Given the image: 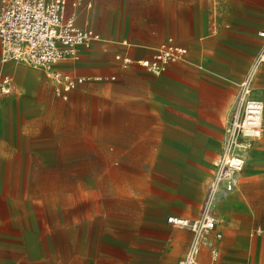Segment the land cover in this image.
I'll return each mask as SVG.
<instances>
[{"label":"crops","instance_id":"1","mask_svg":"<svg viewBox=\"0 0 264 264\" xmlns=\"http://www.w3.org/2000/svg\"><path fill=\"white\" fill-rule=\"evenodd\" d=\"M66 1L99 36L53 67L71 89L0 57V264H181L194 235L167 219L198 218L253 69L264 106V0ZM167 39L187 55L154 76ZM243 156L197 264H264V112Z\"/></svg>","mask_w":264,"mask_h":264},{"label":"built area","instance_id":"2","mask_svg":"<svg viewBox=\"0 0 264 264\" xmlns=\"http://www.w3.org/2000/svg\"><path fill=\"white\" fill-rule=\"evenodd\" d=\"M82 3L83 0H72L71 6L78 8ZM66 5V0H0V57L3 61L44 69L49 79L64 90H69L73 87L72 79L53 67L60 62L77 60L79 49H89L93 42L99 40V36L89 29L77 28L74 15L66 14ZM259 37L263 42L255 65L264 63V32L259 33ZM186 55L184 48L167 39L155 50L151 59L141 60L138 65L159 76L169 64L183 61ZM122 62L128 65L130 60L124 58ZM254 71L238 86L234 107L226 120V140L219 165L206 188L198 218L167 219V223L186 228L194 235L181 264H197V256L217 224L219 196L227 197L235 192L236 176L242 172L245 164L243 153L262 138L264 106L251 82ZM0 91L9 93L10 79L7 77L2 79ZM216 237L220 238V235Z\"/></svg>","mask_w":264,"mask_h":264},{"label":"rangeland","instance_id":"3","mask_svg":"<svg viewBox=\"0 0 264 264\" xmlns=\"http://www.w3.org/2000/svg\"><path fill=\"white\" fill-rule=\"evenodd\" d=\"M46 75H47V71H46Z\"/></svg>","mask_w":264,"mask_h":264}]
</instances>
